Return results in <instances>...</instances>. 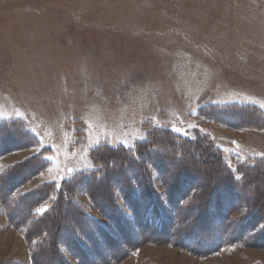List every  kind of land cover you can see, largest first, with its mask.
<instances>
[{
  "label": "rangeland",
  "instance_id": "obj_1",
  "mask_svg": "<svg viewBox=\"0 0 264 264\" xmlns=\"http://www.w3.org/2000/svg\"><path fill=\"white\" fill-rule=\"evenodd\" d=\"M227 103L264 111V0H0V120L23 119L40 140L1 157L0 174L45 148L52 157L20 191L92 168L102 144L133 148L148 126L206 135L234 169L264 156V129L234 130L197 113ZM8 229L21 243L23 233ZM257 262L264 248L199 257L146 244L120 264Z\"/></svg>",
  "mask_w": 264,
  "mask_h": 264
},
{
  "label": "trees",
  "instance_id": "obj_2",
  "mask_svg": "<svg viewBox=\"0 0 264 264\" xmlns=\"http://www.w3.org/2000/svg\"><path fill=\"white\" fill-rule=\"evenodd\" d=\"M197 113L234 130L264 129V111L254 104H206ZM147 128L133 148H94L93 167L61 182L20 191L51 165L49 148L5 168L0 204L31 261L2 264H120L146 244L199 257L230 245L264 248V156L234 169L206 135ZM39 144L23 119L0 120V158Z\"/></svg>",
  "mask_w": 264,
  "mask_h": 264
},
{
  "label": "crops",
  "instance_id": "obj_3",
  "mask_svg": "<svg viewBox=\"0 0 264 264\" xmlns=\"http://www.w3.org/2000/svg\"><path fill=\"white\" fill-rule=\"evenodd\" d=\"M9 227H10L9 222L7 221L6 217H4L2 223H0V240H1L0 243L2 242V244L0 245V254H1L0 264L10 259H15L17 261L24 263H30L31 254L29 252V249L27 247L23 235H21L22 236L21 243L18 240L17 242H12V238L9 237L14 235V233L9 231L8 229ZM11 231L13 230L11 229ZM4 233L5 235H9V236L5 238L3 236Z\"/></svg>",
  "mask_w": 264,
  "mask_h": 264
},
{
  "label": "snow or ice",
  "instance_id": "obj_4",
  "mask_svg": "<svg viewBox=\"0 0 264 264\" xmlns=\"http://www.w3.org/2000/svg\"><path fill=\"white\" fill-rule=\"evenodd\" d=\"M176 131H179V129H177ZM48 159L51 160L52 157H48ZM44 211H45V209H43V208L40 209V212H44Z\"/></svg>",
  "mask_w": 264,
  "mask_h": 264
}]
</instances>
